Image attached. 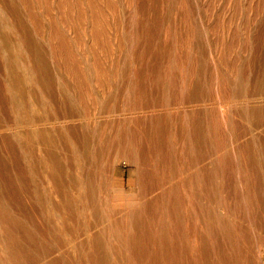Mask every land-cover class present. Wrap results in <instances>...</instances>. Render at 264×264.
Wrapping results in <instances>:
<instances>
[{"label": "rangeland", "instance_id": "obj_1", "mask_svg": "<svg viewBox=\"0 0 264 264\" xmlns=\"http://www.w3.org/2000/svg\"><path fill=\"white\" fill-rule=\"evenodd\" d=\"M0 130V264H264V0H0Z\"/></svg>", "mask_w": 264, "mask_h": 264}, {"label": "bare ground", "instance_id": "obj_2", "mask_svg": "<svg viewBox=\"0 0 264 264\" xmlns=\"http://www.w3.org/2000/svg\"><path fill=\"white\" fill-rule=\"evenodd\" d=\"M4 40H5V42L7 43V45H8V48L10 49V51H12L15 55H16V57H17V55H18V53H17V50L15 49V44H14V42L12 41V40H10V37L9 36H5L4 37ZM91 41V40H90ZM19 79V81H21L22 80V78L21 77H19L18 78ZM235 101V100H234ZM217 103H218V101H217ZM212 104V103H211ZM214 104V103H213ZM192 106V105H191ZM183 107V106H182ZM164 110V109H163ZM122 117V116H121ZM37 125H39V124H37ZM23 126V125H22ZM1 131V130H0ZM29 139L30 140H34L35 138L33 137V136H31V137H29ZM50 157L51 158H53L54 160H45V159H41L40 160V165H39V167H41L42 168V170L43 171H45L46 173H47V175H50L52 178H57L58 176H57V170L58 169H60V165L58 164V162L57 161H55V156H54V154L53 153H51L50 154ZM35 158V157H34ZM30 167H33V165L32 164H30L29 165ZM163 174V173H162ZM182 177V176H181ZM59 181V180H58ZM57 181V182H58ZM64 192V191H63ZM172 200V199H171ZM65 201H66V199H65ZM133 207V206H132ZM159 207V206H158ZM69 208V207H68ZM71 210V209H70ZM82 214V213H81ZM79 215V214H78ZM54 222V221H53ZM89 225V224H88ZM148 225V224H147ZM79 229V228H78ZM90 234V233H89ZM47 235V234H46ZM44 236V235H43ZM94 237V236H93ZM72 239V238H71ZM44 241V240H43Z\"/></svg>", "mask_w": 264, "mask_h": 264}]
</instances>
